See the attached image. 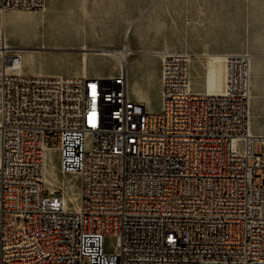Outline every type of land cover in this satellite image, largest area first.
I'll list each match as a JSON object with an SVG mask.
<instances>
[{
  "label": "built area",
  "instance_id": "1",
  "mask_svg": "<svg viewBox=\"0 0 264 264\" xmlns=\"http://www.w3.org/2000/svg\"><path fill=\"white\" fill-rule=\"evenodd\" d=\"M44 9L45 0H0V13ZM116 53L115 77L29 75L0 30V264H264L252 55H219L222 85L210 91L212 55H202L195 90L199 55L156 51L161 109L148 112L129 99L126 56ZM49 148H58L62 174L78 176L76 208L61 187L44 194Z\"/></svg>",
  "mask_w": 264,
  "mask_h": 264
},
{
  "label": "rangeland",
  "instance_id": "2",
  "mask_svg": "<svg viewBox=\"0 0 264 264\" xmlns=\"http://www.w3.org/2000/svg\"><path fill=\"white\" fill-rule=\"evenodd\" d=\"M132 21L125 41L131 48L145 51L135 55L145 59L146 67L152 71L156 64L152 52L167 49L199 55L191 62V79L195 90L203 87L204 64L202 55H212L206 65V83L210 91H219L223 80V60L219 56L226 53L248 52L252 55L251 77V131L253 128L264 135V0H133L118 6V21L97 25L104 28L101 38L116 43L122 39L123 21ZM0 21V30H1ZM66 21H4V32L8 46L25 48L22 52L23 73L25 65L37 55L42 43H53L49 36L37 37L30 28L39 25L44 28L64 27ZM124 23V22H123ZM57 42V41H55ZM121 50V49H120ZM1 64V59H0ZM113 60L100 58L94 66L102 78L114 74ZM38 66V65H37ZM128 94L136 102L145 106L148 112L161 109L160 92L151 83L139 84L127 71ZM253 127V128H252ZM254 133V132H253ZM254 154L264 155V145L260 141L254 144ZM44 188L48 190L64 189L70 209L80 203L79 181L75 174H62L58 148L46 150ZM254 164V158L248 159V165ZM264 168L254 170L257 175ZM254 183H261L254 179ZM116 239L107 235L103 239L105 252L115 249Z\"/></svg>",
  "mask_w": 264,
  "mask_h": 264
},
{
  "label": "crops",
  "instance_id": "3",
  "mask_svg": "<svg viewBox=\"0 0 264 264\" xmlns=\"http://www.w3.org/2000/svg\"><path fill=\"white\" fill-rule=\"evenodd\" d=\"M130 1L131 10H133V0ZM126 2L127 0H45V9L42 12L8 10L0 13V21H66L64 27L44 28L34 25L30 28L29 31L37 37L43 38L49 36L53 40V43H42L36 49L37 55L32 58L31 63L25 65V72L29 75H86L93 78H102L94 63L100 58L110 57L114 63V74L111 77H115L120 71L121 63L116 51L120 50L123 44H125L126 48L133 52L125 57L126 80L128 71L137 83H151L155 89L157 88L158 92H161L160 60L155 52L164 49L152 52L156 55L154 58L156 64L154 69L150 71L146 67L144 58L135 57L136 54L142 55L146 52L129 47L125 41L132 21L121 20L124 22L121 24L123 28L122 39L116 43L107 42L101 38L105 29L99 27L97 23L104 22L107 24L118 21V6ZM6 44L8 45L7 42ZM19 49L21 50L22 57V52L25 48ZM129 99L131 98L129 97ZM253 132L254 134H263L257 132L254 128Z\"/></svg>",
  "mask_w": 264,
  "mask_h": 264
},
{
  "label": "bare ground",
  "instance_id": "4",
  "mask_svg": "<svg viewBox=\"0 0 264 264\" xmlns=\"http://www.w3.org/2000/svg\"><path fill=\"white\" fill-rule=\"evenodd\" d=\"M4 22H1V30H4ZM120 52L124 55V56H126V51L125 50H120ZM102 53H103V51H102ZM109 53V52H108ZM133 53V52H132ZM84 59V58H83ZM125 63V62H124ZM124 68H125V66H124ZM252 132V131H251ZM45 181H47V178L45 177Z\"/></svg>",
  "mask_w": 264,
  "mask_h": 264
}]
</instances>
